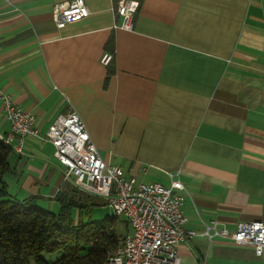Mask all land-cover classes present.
<instances>
[{
  "label": "crops",
  "instance_id": "1",
  "mask_svg": "<svg viewBox=\"0 0 264 264\" xmlns=\"http://www.w3.org/2000/svg\"><path fill=\"white\" fill-rule=\"evenodd\" d=\"M67 1L0 0V92L39 135L75 110L101 158L137 181L168 186L177 172L187 228L264 220V0H133L129 30L114 27L119 0H83L88 15L57 27L53 5ZM8 163L18 200L57 210L58 198L81 194L39 136ZM177 252L180 264H264V251L203 236Z\"/></svg>",
  "mask_w": 264,
  "mask_h": 264
},
{
  "label": "built area",
  "instance_id": "2",
  "mask_svg": "<svg viewBox=\"0 0 264 264\" xmlns=\"http://www.w3.org/2000/svg\"><path fill=\"white\" fill-rule=\"evenodd\" d=\"M9 2V0H5ZM133 0H119L115 9L120 23L114 27L129 30L137 10ZM83 0H70L53 5L51 16L57 27L86 17ZM112 58L103 52L100 63L107 65ZM2 110L9 131L2 134L15 152H19L25 136H39L53 147V156L64 169V178L78 190L101 198L113 213L123 216L130 231L122 234V247L105 264H180L177 246L194 236L208 241L221 239L253 248L256 255L264 251V220L238 221L230 231L215 219H201V230L185 227L187 219L181 205L183 195L178 173H167L169 185L144 183L124 174L116 165L105 162L90 139L78 113L70 109L57 115L43 135L29 112L18 108L11 95L0 92Z\"/></svg>",
  "mask_w": 264,
  "mask_h": 264
},
{
  "label": "trees",
  "instance_id": "3",
  "mask_svg": "<svg viewBox=\"0 0 264 264\" xmlns=\"http://www.w3.org/2000/svg\"><path fill=\"white\" fill-rule=\"evenodd\" d=\"M106 48L112 51L109 42ZM112 73L110 63L105 83ZM12 151L0 141V264H28L30 260L33 264H102L118 245L117 216L100 221L79 219L82 213L89 212V206L98 204L95 199L101 198L76 188L79 196L86 198H58L56 211L39 206L35 197H11L3 176L9 172L8 157ZM128 226L125 219L126 231ZM43 254L53 255V261L48 262Z\"/></svg>",
  "mask_w": 264,
  "mask_h": 264
},
{
  "label": "rangeland",
  "instance_id": "4",
  "mask_svg": "<svg viewBox=\"0 0 264 264\" xmlns=\"http://www.w3.org/2000/svg\"><path fill=\"white\" fill-rule=\"evenodd\" d=\"M79 198L85 199L86 196L81 195L79 196ZM95 200L98 202V204L89 206V212L87 214L82 213V216L79 219L84 220V221L89 220V219L90 221H100L107 216L108 217L117 216L116 229L119 235L123 234L125 231V218L121 215L120 216L115 215V213L112 212V209L105 202H103V200L101 199H95ZM52 211H56V210H52ZM75 215H76V210L73 211L72 216L74 217ZM43 256L48 260V262L53 261L54 259L53 255L43 254ZM28 264H33V261L30 260Z\"/></svg>",
  "mask_w": 264,
  "mask_h": 264
},
{
  "label": "bare ground",
  "instance_id": "5",
  "mask_svg": "<svg viewBox=\"0 0 264 264\" xmlns=\"http://www.w3.org/2000/svg\"><path fill=\"white\" fill-rule=\"evenodd\" d=\"M0 141H1L3 144L9 146V144H8V139H6L1 133H0ZM9 147H10V146H9ZM115 215H118V214L115 213ZM117 238H118V245H117L116 249L113 250V251H110V252L107 254V256H106V258H105V260H104V262H103L102 264H105L106 262H108V261H109V257H115L116 254L118 253V251H120V249H121V247H122V234H121L120 236H118Z\"/></svg>",
  "mask_w": 264,
  "mask_h": 264
}]
</instances>
